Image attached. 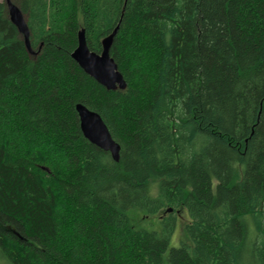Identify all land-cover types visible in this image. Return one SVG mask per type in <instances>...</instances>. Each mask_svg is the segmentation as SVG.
<instances>
[{"label":"trees","instance_id":"16d2710c","mask_svg":"<svg viewBox=\"0 0 264 264\" xmlns=\"http://www.w3.org/2000/svg\"><path fill=\"white\" fill-rule=\"evenodd\" d=\"M12 1L34 53L3 0L0 264H264V0ZM81 29L98 54L117 30L125 90L73 60Z\"/></svg>","mask_w":264,"mask_h":264},{"label":"water","instance_id":"95a60500","mask_svg":"<svg viewBox=\"0 0 264 264\" xmlns=\"http://www.w3.org/2000/svg\"><path fill=\"white\" fill-rule=\"evenodd\" d=\"M9 20L16 26L22 36L27 50L33 54L31 32L26 16L12 0H5ZM116 31L102 41L103 50L100 54L93 52L87 42L86 31L81 29L78 34V46L72 53L73 60L90 77L107 90H125L127 82L118 69L115 59L111 56V48ZM80 120V128L84 137L98 148L109 152L115 162L120 160L121 146L114 140L103 118L82 104L76 106Z\"/></svg>","mask_w":264,"mask_h":264},{"label":"rangeland","instance_id":"374dc122","mask_svg":"<svg viewBox=\"0 0 264 264\" xmlns=\"http://www.w3.org/2000/svg\"><path fill=\"white\" fill-rule=\"evenodd\" d=\"M3 0H0V2H2ZM178 215V214H177ZM181 216V222H180V225L178 226L177 230H176V234H175V238H176V241H179L180 239H184L185 238V235L183 233V224H185V222L187 221L186 220V215L182 212V214H180ZM142 216H139L137 217V220L141 219L143 221H141V224L142 225H145V224H149L151 222H155V221H159L161 215H158V216H154V217H146V218H141ZM149 229H154L152 228L151 226L148 227ZM175 240L172 241V244H171V247L172 246H178L179 243H176Z\"/></svg>","mask_w":264,"mask_h":264}]
</instances>
